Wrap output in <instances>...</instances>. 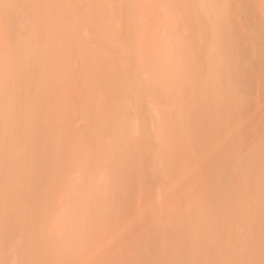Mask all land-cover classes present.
Wrapping results in <instances>:
<instances>
[{
  "label": "rangeland",
  "instance_id": "374dc122",
  "mask_svg": "<svg viewBox=\"0 0 264 264\" xmlns=\"http://www.w3.org/2000/svg\"><path fill=\"white\" fill-rule=\"evenodd\" d=\"M0 41V264H264V0H0Z\"/></svg>",
  "mask_w": 264,
  "mask_h": 264
},
{
  "label": "bare ground",
  "instance_id": "6f19581e",
  "mask_svg": "<svg viewBox=\"0 0 264 264\" xmlns=\"http://www.w3.org/2000/svg\"><path fill=\"white\" fill-rule=\"evenodd\" d=\"M38 26H39V25H38ZM39 28H40V27H39ZM39 28H38V30H40ZM37 32H38V31H37ZM24 33H25V32H24ZM25 34H26V33H25ZM41 34H42V33H41ZM62 36H63V35H62ZM62 36H61V37H62ZM22 37H23V36H22ZM45 38H46V37H45ZM65 38H66V37H65ZM2 40H3V39H2ZM48 40H49V39H48ZM3 41H4V40H3ZM62 41H63V40H62ZM0 42H1V41H0ZM55 42H56V41H55ZM55 42H52V43L54 44ZM63 42H64V41H63ZM46 43H47V41H46ZM64 43H66V42H64ZM2 44H3V42H2ZM8 44H9V43H7V45H8ZM40 44H41V43H40ZM40 44H39V45H40ZM44 44H45V43H44ZM70 44H71V43H70ZM0 45H1V44H0ZM3 45H6V43L4 42ZM23 45H24V44H23ZM23 45H22V46H23ZM43 46H44V45H43ZM47 46H48V45H47ZM51 46L54 47L52 44H51ZM51 46H50V47H51ZM66 46H67V45H66ZM48 47H49V46H48ZM48 47H47V48H48ZM44 48H45V47H44ZM1 49H2V48H1ZM40 49H41V46H40ZM2 50H3V49H2ZM22 50H23V49H22ZM40 51H41V50H40ZM35 52H36V51H35ZM45 52H46V50H45ZM34 54H36V53H34ZM27 58H28V57H27ZM122 72H123V71H122ZM120 73H121V72H120ZM105 76H106V75H105ZM30 87H31V86H30ZM96 90H97V89H96ZM99 92H100V90H99ZM17 101H18V100H17ZM0 104H1V103H0ZM11 105H12V104H11ZM28 105H29V104H28ZM34 105H35V104H34ZM14 106H15V105H14ZM2 107H3V106H2ZM11 108L14 109L13 106H12ZM6 109H7V108H6ZM29 109H30V108H29ZM2 111H3V109L1 110V112H2ZM5 111H6V110H5ZM5 111H4V112H5ZM1 112H0V113H1ZM7 112H8V111H7ZM2 114H3V113H2ZM2 114H1V115H2ZM43 116H44V115H43ZM35 118H36V117H35ZM13 120H15V118H14ZM16 120H17V119H16ZM34 121H35V120H34ZM11 122H12V121H11ZM9 123H10V122H9ZM37 123H38V122H37ZM58 123H59V121H58ZM3 124H4V123H3ZM17 124H18V123H17ZM33 124H34V123H33ZM11 125H12V124H11ZM11 125H10V126H11ZM1 126H3V125H1ZM5 127H6V126H5ZM31 127H32V126H31ZM34 127H35V126H34ZM40 127H41V126H40ZM40 127H37V128H39L38 131H41V130L44 131V130H46V136L49 137V133L51 132V131L49 130V128H48V129H42V128H44V127H42V128H40ZM33 129H34V128H33ZM34 130H35V129H34ZM2 131H3V130H2ZM10 131H11V130H10ZM30 131H31V130H30ZM0 132H1V131H0ZM5 132H6V131H5ZM44 132H45V131H44ZM8 133H9V135H10V132H8ZM36 134H37V132H36ZM40 134H41V133H40ZM51 134H52V132H51ZM54 134H55V133H54ZM33 135H34V134H33ZM41 135H42V134H41ZM62 135H63V134H62ZM38 136H39V135H38ZM38 136H37V137H38ZM43 136H44V135H43ZM1 137H2V136H0V138H1ZM5 137H6V135H5ZM11 137H13V136H11ZM51 137H52V136H51ZM14 138H15V137H14ZM31 138H32V137H31ZM41 138H42V137H41ZM33 139H35V138H33ZM4 140H5V139H4ZM15 140H16V139H15ZM65 141H66V140H65ZM0 142H1V141H0ZM50 142H51V141H50ZM50 142H49V143H50ZM9 143H10V142H9ZM12 143H14V142H12ZM32 143H33V141H32ZM36 143H37V141H36ZM10 144H11V143H10ZM34 144H35V143H34ZM37 144H38V143H37ZM52 144H53V143H52ZM55 144H56V142H54V145H55ZM32 145H33V144H32ZM34 146H36V145H34ZM48 146H49V145H48ZM18 147L21 148L20 146H18ZM23 147H24V146H23ZM26 147H27V146H26ZM42 147H43V146H42ZM45 147H46V146H45ZM56 147H57V146H56ZM4 148H5V146H4ZM8 148H10V147H8ZM16 148H17V147H16ZM34 148H35V147H34ZM37 148H38V147H37ZM47 148H48V147H47ZM21 149H22V148H21ZM21 149H20V151H21ZM30 149H31V148H30ZM50 149H51V148H50ZM56 149H57V148H55V150H56ZM58 149H59V148H58ZM16 150H17V149H16ZM39 150H40V149H39ZM3 151H4V150H3ZM8 151H10V150L8 149ZM11 151H12V150H11ZM11 151H10V152H11ZM14 151H15V150H14ZM18 151H19V150H18ZM18 151H17V152H18ZM41 151H42V153H43V151H45V153H46V152H48L49 150H47V149H43V148H42V149L40 150V152H41ZM52 151H53V150H52ZM12 152H13V151H12ZM3 153L5 154L6 152L4 151ZM8 153H9V152H8ZM38 153H39V151H38ZM48 153H49V152H48ZM48 153H47V154H48ZM0 154H1V153H0ZM43 154H44V153H43ZM38 155H39V154H38ZM44 155H45V154H44ZM2 156H4V155H2ZM10 156H11V155H10ZM41 156H42V154H41ZM4 157H5V156H4ZM43 159H44V158H43ZM49 159H50V158H49ZM45 160H46V159H45ZM47 161H50V160H47ZM71 161H73V160H71ZM67 162H68V161H67ZM43 163H44V162H43ZM44 164H45V163H44ZM71 164H72V162H71ZM63 165H64V164H63ZM35 172H36V171H35ZM37 172H38V171H37ZM45 173H46V170H45ZM45 173H44V174H45ZM42 176H43V175H42ZM44 177H45V176H44ZM28 178H29V177H28ZM161 226H162V225H161ZM39 251H40V250H39ZM44 251H45V250H44ZM39 254H40V253H39ZM44 254H46V252H45ZM39 257H41V255H40ZM15 260H16V259H15Z\"/></svg>",
  "mask_w": 264,
  "mask_h": 264
}]
</instances>
